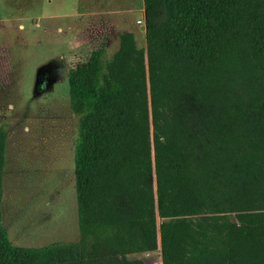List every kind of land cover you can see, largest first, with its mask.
<instances>
[{
  "label": "trees",
  "instance_id": "trees-1",
  "mask_svg": "<svg viewBox=\"0 0 264 264\" xmlns=\"http://www.w3.org/2000/svg\"><path fill=\"white\" fill-rule=\"evenodd\" d=\"M145 47L118 33L69 65L79 237L0 264H264V0H143ZM159 219V223H157Z\"/></svg>",
  "mask_w": 264,
  "mask_h": 264
},
{
  "label": "rangeland",
  "instance_id": "rangeland-1",
  "mask_svg": "<svg viewBox=\"0 0 264 264\" xmlns=\"http://www.w3.org/2000/svg\"><path fill=\"white\" fill-rule=\"evenodd\" d=\"M143 25V0H0L1 222L13 245L78 240L69 65L100 46L109 59L122 30L144 48ZM160 263L157 248L97 264Z\"/></svg>",
  "mask_w": 264,
  "mask_h": 264
},
{
  "label": "water",
  "instance_id": "water-1",
  "mask_svg": "<svg viewBox=\"0 0 264 264\" xmlns=\"http://www.w3.org/2000/svg\"><path fill=\"white\" fill-rule=\"evenodd\" d=\"M142 28L145 30V26L143 25Z\"/></svg>",
  "mask_w": 264,
  "mask_h": 264
}]
</instances>
